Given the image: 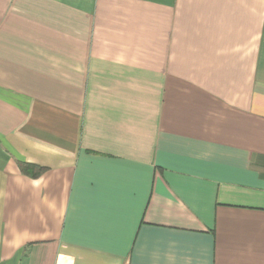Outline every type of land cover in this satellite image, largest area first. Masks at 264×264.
I'll return each mask as SVG.
<instances>
[{
  "label": "crops",
  "instance_id": "obj_1",
  "mask_svg": "<svg viewBox=\"0 0 264 264\" xmlns=\"http://www.w3.org/2000/svg\"><path fill=\"white\" fill-rule=\"evenodd\" d=\"M0 264H264V0H0Z\"/></svg>",
  "mask_w": 264,
  "mask_h": 264
},
{
  "label": "trees",
  "instance_id": "obj_2",
  "mask_svg": "<svg viewBox=\"0 0 264 264\" xmlns=\"http://www.w3.org/2000/svg\"><path fill=\"white\" fill-rule=\"evenodd\" d=\"M19 166H20L21 172L24 175L31 177V178H38L46 171V169L41 166L28 164V163H20Z\"/></svg>",
  "mask_w": 264,
  "mask_h": 264
}]
</instances>
